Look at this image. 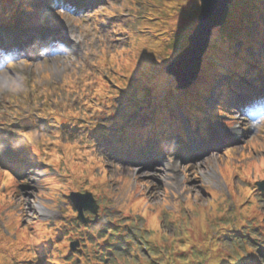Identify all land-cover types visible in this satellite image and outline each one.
Masks as SVG:
<instances>
[{
	"label": "rangeland",
	"instance_id": "obj_1",
	"mask_svg": "<svg viewBox=\"0 0 264 264\" xmlns=\"http://www.w3.org/2000/svg\"><path fill=\"white\" fill-rule=\"evenodd\" d=\"M39 1H20L8 13L2 8L0 30L28 21L61 25V32H68L73 46L70 45V53L63 61L43 57L40 49H33V58L22 51L12 57L1 56V260L15 255V249L5 246L2 240L4 235L16 238L9 230L12 224L28 227L32 222L46 221L55 225L64 216L70 217L72 202L67 201L68 193L88 192L100 206L96 214L102 219L97 224L102 229L92 232L104 253L99 257L93 251L95 247L89 245L75 254L77 264H116L120 257H126L127 262L133 259L130 264H232L230 258L238 263L244 258L241 262H246L247 257L252 264H264L263 249H251L252 242L244 240L250 234L255 237L253 244L259 248L264 245V226L259 230L253 227L254 220L264 223V192L255 186L264 178V169L256 168L264 167V110L250 119L239 114L236 107L241 99L247 100L251 110L255 105L257 109L264 107V0H233L229 12L231 26L222 25L230 29L229 47L238 49L243 38L240 35L248 30L249 42L260 39L256 48L260 53L247 55L244 48L240 53L214 50L223 63L253 62L258 76L245 79L248 83L238 79L232 82L227 88L226 104L219 107L220 115H205L204 127L200 128L198 122V126L188 128L182 117L184 141L176 133L167 138L171 134L167 131L156 137L159 142L171 139L164 143L163 151L144 154L141 146L137 150L139 156L135 149H124L126 139L121 135L127 133L129 142L139 143L151 136L153 123L140 115L132 119L129 116L125 129L122 121L127 110H123L129 103L123 94L120 97L124 99L119 100V91L112 86L126 85L130 67L136 66L139 55L145 58L144 64L154 68L151 75L161 73L169 64V50L184 44L183 33L195 22L196 15L198 23V0H100L94 6L88 5L82 15L80 11L66 9L60 0H47L40 10ZM27 6H31V12L25 10ZM145 11L150 16L147 26L140 23L147 19ZM254 12L260 15L255 22L259 29L243 17L247 14L251 18ZM37 15H41L40 20ZM222 34H215L214 39L221 40L220 36L226 33ZM130 43L137 44L133 54H128L135 60L131 59L122 79V71L114 62L124 53L117 55L118 52L130 48ZM144 72L143 69V76ZM141 76L136 78L138 83ZM219 76L208 83L206 79L196 81L211 87L208 103L211 98L214 102L218 99L220 93L214 98V91L228 79L226 73ZM145 77L150 78L148 74ZM159 77L162 75H154L152 84L156 88L149 87L151 91H163L165 95H169L168 91L179 92L175 85L168 86L169 78L160 84ZM129 93L134 92L130 89ZM254 94L262 96L254 99ZM162 100L161 105H176L164 96ZM40 108L54 114L50 127L39 119ZM231 121L232 128L223 125ZM235 130L241 133L238 138L212 147L214 132L232 136ZM193 142L207 146L210 153L191 159L196 154V150L189 149ZM163 159L173 163V170H164ZM240 164L249 169L242 173ZM84 214L92 218L88 211L84 210ZM4 222H8L6 228ZM85 232L88 240L90 232L86 228ZM116 235L119 237L114 239L115 245L109 238ZM66 239L65 236L61 243L65 244ZM108 250L117 255L113 262L109 255L107 260H100ZM30 252L26 260L35 256V251ZM249 252L251 255L246 256ZM17 255L24 257L22 251Z\"/></svg>",
	"mask_w": 264,
	"mask_h": 264
},
{
	"label": "trees",
	"instance_id": "obj_2",
	"mask_svg": "<svg viewBox=\"0 0 264 264\" xmlns=\"http://www.w3.org/2000/svg\"><path fill=\"white\" fill-rule=\"evenodd\" d=\"M243 6H244V4H243ZM256 11L258 13L260 12L259 9H257ZM259 16L260 15L257 13L252 15L251 18L247 14L243 15L245 20H250L249 23L251 25L254 24L253 22L257 21V18H259ZM225 23L228 24V27L231 26L230 15L227 18ZM228 27H225V26L219 27L213 31L214 35L216 33H218V34L226 33V34L223 37L220 36L221 40H218V41L216 39H214L215 36L212 34V37L210 40V46L207 49V51L203 57L202 66H204V68L200 73L199 79H201V80L206 79L207 83L211 80V78L218 76L219 73L220 74L221 73L235 74V75L237 73L238 75H243L246 79L248 77H256V75H257V67L252 62H248L246 60H236V61H230L228 63H223V62H220L218 58H216V55H214V50L216 49V47H218L220 45L226 50L231 49V47H229V46H232V45L228 39V36L230 35V33L228 31L230 29H225ZM187 29H189V31H191L192 27L189 26V27H187ZM187 29L185 30V33H183L186 37H187V33H186ZM239 31H241V30H239ZM240 36L243 37L242 42H241L242 44H241V46H239L238 49H235L236 53L242 52L241 48H244L245 52H246V50L251 49L250 48L251 46H255L256 48H258V45H259L258 43H255V41L249 42L248 31L241 34ZM182 38H183V36L181 37V39ZM184 46H185V43L182 44L180 47L175 46L174 48L169 50L171 53L168 54V61L171 60L172 57L174 55H176L182 48H184ZM141 57H142V55H139L138 59ZM139 63L141 65L143 64L142 62H139ZM144 63H145V58H144ZM142 66L147 67L148 64H144ZM140 73L141 72L138 71L137 73H134L132 76H138V75H140ZM159 74L162 75V78L160 77V79H163L164 73H159ZM144 75L147 76V73L144 72ZM235 78H236V76H235ZM197 83L198 82H195L188 90L183 91L184 97L181 99L180 104L183 105L182 109L186 113L188 112L186 109L190 108L189 103L192 102V92L193 93L199 92V91L207 90L209 88V86L207 84H197ZM144 89L146 91H149L145 87H144ZM220 90L222 91V95L226 94L225 88H221ZM124 93H125V91H124ZM135 93L139 94L138 91H135ZM181 93L182 92L178 93V95H181ZM130 101H131V98L126 100V102L129 103L127 116L131 115L133 113L135 114L133 109L135 108L136 105H143L144 107H148V103H150L152 100L143 98V96H141V98L138 99L137 104H133ZM157 101L159 102L160 99H158ZM154 103H156V105H157V102L155 100H154ZM151 106H152V104H151ZM191 107H192V105H191ZM170 119H172V118H170ZM171 121H174V120H171ZM159 133H163V131H161ZM251 197H253V196L251 195L250 198ZM254 202H256V201L254 200ZM69 214H70V217L68 219L66 216H64L62 222H58L55 225H49L46 221H36L34 223L32 222L28 227H23V226H20L18 224H12L10 226L9 230H10V233L13 232L15 234L16 238L13 239L9 235H4V238L2 240L4 241L5 246H7V247L9 246L10 249H15V255L10 254L9 260L2 261L1 257L3 256L2 255L3 251L1 248V242H2L1 241L0 242V264H77V262H75L73 259V258H75V253H72L69 250V247H68V245H66V243H67V241L69 242L70 240H72L75 237L76 238L82 237V239L85 240L87 237V234L84 230L86 228V226H84L81 223H79L78 221H76V219L74 218V211L73 210H72V212H69ZM254 224L255 225L253 227H256L257 230H259L260 227L264 226V223L258 222L257 220H254ZM94 226H96V225H94ZM97 227H98V230L102 229V228H100V226H97ZM104 230H105V228H104ZM71 232H74V234L72 236L69 235V233H71ZM65 236L67 237V239L65 240V244H63V243H61V241L63 240V238ZM118 237H119V235L118 236L117 235L111 236V238H109V239H111L110 243H114L116 245V241H114V239H116ZM106 239H108V238H106ZM253 239H255L254 236L247 234V238L244 240H246V241L249 240L252 242V244H249L251 246V249L253 247L258 252H261L262 249L264 251V245L259 248L257 246V244H253ZM98 243L99 242L97 241L96 236L92 233L89 235L87 241L82 242L81 247L84 250L89 245H91L92 248L95 247V248H93V251H95V253H97L98 256L101 257L102 254L104 253V250H101V248H99ZM104 247L105 246H103V248ZM98 248H99V250H97ZM104 249H106V248H104ZM134 249H135V247H134ZM30 250L35 251V256L30 260H26L27 257L31 256ZM19 251L23 252L24 257H22V258L18 257L17 252H19ZM97 251H99V252H97ZM61 252H63V253H61ZM113 254L114 253L112 252V250L111 251L108 250L106 252L105 257L100 258V260H102V261L107 260L106 257L109 255V257L112 256V257H110L112 259V260H110V262H113L117 256V255H113ZM250 255H251V252L246 254V256H250ZM247 258H246L247 259L246 262H241L242 260H245V258H244V259L239 260L238 263H235L234 260L232 258H230V262L232 264H243V263L244 264H252L249 257H247ZM261 258H264V252H263V255ZM126 260H127L126 257H120L119 259L116 260L117 261L116 264H123V262H125ZM128 260L129 261L128 262L126 261L124 264L134 263L131 261L133 259H128ZM239 262H241V263H239ZM222 264H224V263H222Z\"/></svg>",
	"mask_w": 264,
	"mask_h": 264
},
{
	"label": "water",
	"instance_id": "obj_3",
	"mask_svg": "<svg viewBox=\"0 0 264 264\" xmlns=\"http://www.w3.org/2000/svg\"><path fill=\"white\" fill-rule=\"evenodd\" d=\"M231 2L232 0H200L198 23L188 37V45L165 67V71L177 81V89L187 88L195 80L212 29L223 25ZM257 186L264 192V181L257 183ZM68 196L77 211L76 218L80 222L87 221L83 216L84 210L96 215L97 205L90 193L70 192ZM78 244L77 240L70 242V250H75Z\"/></svg>",
	"mask_w": 264,
	"mask_h": 264
},
{
	"label": "bare ground",
	"instance_id": "obj_4",
	"mask_svg": "<svg viewBox=\"0 0 264 264\" xmlns=\"http://www.w3.org/2000/svg\"><path fill=\"white\" fill-rule=\"evenodd\" d=\"M65 3L68 9H70V4L67 1H65ZM76 7L80 9L81 11L84 8V6H75L74 8ZM41 8H42V4L40 3L39 9L41 10ZM4 12L6 13V10ZM40 16L41 15H37L38 20H40L39 19ZM61 30H63L61 25L47 26L44 23L36 22V21L24 22V23L18 22L15 24V27L13 29L0 30V32L6 34L7 38H13V40H10L6 43L0 41V50L3 53H6L5 50L7 49L9 50L11 47H15L18 49H22L23 52L26 54V56L33 58L35 56V53H33V49L34 50L40 49L43 57L52 59L53 61H56L57 59H61V61H63V59L68 57L70 53L68 50L71 47L70 45L73 46V39L69 37L68 32H67V34L63 36L65 39V42L63 43L59 42V39L57 38L59 34L61 33ZM63 37H60V40ZM130 45H131L130 48L132 50L130 48L128 50L121 49L117 55H121L122 52H126V51L127 52L132 51V54H133V49L137 47V44L130 43ZM142 65H144V63ZM202 68H204V66H202ZM153 75H156V72ZM149 82L152 83L155 81L150 80ZM246 103L247 101L245 100L240 101L237 105L238 106L237 108H238L239 114H243L247 118H250V119L254 118L255 114L258 113L259 110H264L263 106H261L260 109H257L256 108L257 105H255L254 109L251 110V107L250 109L248 108L249 104L245 105ZM239 106H242V107L239 108ZM213 130L214 129L212 128V131ZM211 134L212 133H210L209 136ZM212 135H214V139H212V142L214 143V145H212V147L216 148L222 144L220 142L222 141L227 142L231 139L238 138L241 135V133L239 132V130H235L232 136L231 134L226 133V132H221L219 134L217 132L216 133L214 132V134ZM192 149L196 150V154L193 156L194 159H196L198 155L201 153H202L201 154L202 156H200V158L207 156L210 153V150L207 148V146L203 144H196L192 147ZM145 161L146 160L143 161V164ZM161 163H163L162 165H163L164 170L166 171L173 170V167H174L173 163H169L168 161H166V159H163Z\"/></svg>",
	"mask_w": 264,
	"mask_h": 264
},
{
	"label": "clouds",
	"instance_id": "obj_5",
	"mask_svg": "<svg viewBox=\"0 0 264 264\" xmlns=\"http://www.w3.org/2000/svg\"><path fill=\"white\" fill-rule=\"evenodd\" d=\"M246 119V118H245Z\"/></svg>",
	"mask_w": 264,
	"mask_h": 264
}]
</instances>
